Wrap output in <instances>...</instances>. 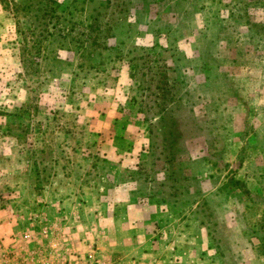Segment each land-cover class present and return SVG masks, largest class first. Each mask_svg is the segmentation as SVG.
Wrapping results in <instances>:
<instances>
[{
    "label": "rangeland",
    "instance_id": "rangeland-1",
    "mask_svg": "<svg viewBox=\"0 0 264 264\" xmlns=\"http://www.w3.org/2000/svg\"><path fill=\"white\" fill-rule=\"evenodd\" d=\"M249 1L0 0V264H264V7L247 17ZM149 52L206 130L175 181L139 111Z\"/></svg>",
    "mask_w": 264,
    "mask_h": 264
},
{
    "label": "trees",
    "instance_id": "trees-1",
    "mask_svg": "<svg viewBox=\"0 0 264 264\" xmlns=\"http://www.w3.org/2000/svg\"><path fill=\"white\" fill-rule=\"evenodd\" d=\"M249 2L244 5L247 17L251 4L264 7V0ZM4 3L5 0H1V4ZM263 24L254 23L253 27L256 31H264ZM91 30V33L97 31L98 25L91 26ZM139 60L141 66L138 73L143 77L141 84L144 83L142 87L139 84L142 91L139 111L144 115L150 137L149 152L153 159L150 164L159 167L158 173L166 172L169 180L175 181V166L181 165L185 156L192 157L197 151L203 153L204 148L208 152L206 130L199 126L194 113L180 104L177 82L171 78L167 58L149 52ZM130 78L134 79L132 73ZM147 169L145 163L138 166L141 173Z\"/></svg>",
    "mask_w": 264,
    "mask_h": 264
}]
</instances>
